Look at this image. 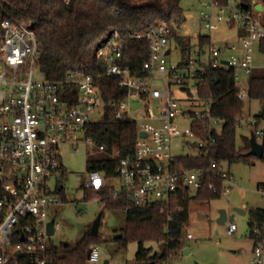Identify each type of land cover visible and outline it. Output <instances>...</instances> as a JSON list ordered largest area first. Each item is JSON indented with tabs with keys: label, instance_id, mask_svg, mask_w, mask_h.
<instances>
[{
	"label": "built area",
	"instance_id": "1",
	"mask_svg": "<svg viewBox=\"0 0 264 264\" xmlns=\"http://www.w3.org/2000/svg\"><path fill=\"white\" fill-rule=\"evenodd\" d=\"M257 2L261 1L256 0L247 9H231L215 0L208 3L201 29L212 33L224 25L237 26L241 44L222 47L209 36L211 42L207 47L198 41L197 47L191 48L178 63L171 61L172 40L182 47L173 35L177 21L159 22L145 32L114 30L96 48L95 58L102 72L117 77L125 89L123 97L109 102L114 119L135 121L138 128L132 153L122 155L119 149L113 151L117 175L108 178L100 169L89 170L86 187L99 194L97 201L123 197L137 206L157 203L163 211L169 209L171 218L170 210L183 209L182 205H173L182 189L195 193L204 186L203 170L184 168L173 155L172 139L197 137V124L221 132L223 120L212 113V100L198 94V85L208 80V72L233 70L237 83L241 72L248 77L255 70L264 72V66L255 64V49L264 55V3L261 2V10L256 8ZM1 25L4 37L0 43V264H12L26 256L33 263L47 264L53 246L51 238L61 226L51 218V212L66 203L58 191L59 186L64 190L59 180L68 173L63 164V145L82 141L95 144L86 136L87 127L105 117L107 104L97 76L83 70L69 71L61 79L43 74L35 78L36 71L41 72V49L35 31L10 18L3 19ZM142 39L148 42V57L133 68L126 62L133 43ZM154 80H162V87L155 86ZM173 86L180 87L184 95H195L188 98L189 105L174 95ZM238 95L249 99L248 87H240ZM136 99L143 110L134 116L132 101ZM95 114L101 118L92 119ZM180 121L188 122L190 127L182 130ZM260 121L255 117L252 125L253 134L262 143L264 125ZM198 145L208 148L202 140ZM97 147L106 151L104 145ZM208 170L223 180L222 194L230 193L236 181L224 162L212 160ZM52 178L57 180L55 191L49 184ZM208 186L217 191L213 181ZM259 189L264 196V184ZM236 229V223L231 221L228 233L233 235ZM184 233L189 239L194 237L186 224ZM252 238L254 247L248 264H264V222L256 224ZM88 259L99 261L98 246L90 247Z\"/></svg>",
	"mask_w": 264,
	"mask_h": 264
},
{
	"label": "trees",
	"instance_id": "2",
	"mask_svg": "<svg viewBox=\"0 0 264 264\" xmlns=\"http://www.w3.org/2000/svg\"><path fill=\"white\" fill-rule=\"evenodd\" d=\"M218 5L227 6L228 0H215ZM254 0H240L251 7ZM264 3V0H259ZM238 7L241 5L239 3ZM181 0H0V43L4 37L1 22L5 18L32 28L39 41L41 53L38 59L41 73L51 79H61L69 71L80 69L97 76L106 102V114L101 120L87 127L86 136L96 145H104L106 151L99 157H91L89 170L100 169L108 178L117 175V159L113 151L119 149L122 155L132 153L138 139L135 121L116 120L109 102L123 97L125 89L119 85V79L102 72L101 64L95 58L96 48L104 42L114 30L122 32H145L162 21H181L184 16ZM179 23V22H178ZM180 25L174 27L173 35L186 55L191 49L190 39L179 33ZM209 36H201L199 43L207 47ZM264 50V43L262 45ZM127 65L136 68L147 59L149 46L145 39L133 43ZM99 72V74L97 73ZM204 77L205 75H200ZM207 81L199 83L198 94L201 98L212 100V113L223 120L221 132L209 125L194 126L197 139L208 144L197 155L177 157L179 163L188 169H201L205 175V184L195 193L182 189L174 205L183 209L162 210V206H137L125 198L106 197L102 201L107 208L125 210L126 226L120 238L121 246L127 247L130 241L139 243L134 264H157L182 245L185 235L184 225L190 218L189 202L193 198L209 201L221 197L223 180L210 172L211 161L217 163L252 161L257 157L248 154L251 148L250 137H243L241 148L236 147L237 128L243 118L245 100L238 95L240 86L233 70H216L206 74ZM249 99H257L264 105V72L255 70L248 77ZM260 114L256 117L264 118ZM253 133V132H252ZM252 135V134H251ZM214 138V141L212 139ZM264 161V154L261 157ZM213 181L217 191L209 189ZM261 184H259L260 186ZM63 190L59 191L62 193ZM93 197L99 194L88 191ZM251 237L256 224L264 222V208L249 210ZM96 234L87 236L74 247L59 249L52 246L47 264H87L90 243L97 240ZM159 244V252L153 247H145V242ZM162 254V257L160 255ZM12 264H36L29 257H19Z\"/></svg>",
	"mask_w": 264,
	"mask_h": 264
},
{
	"label": "rangeland",
	"instance_id": "3",
	"mask_svg": "<svg viewBox=\"0 0 264 264\" xmlns=\"http://www.w3.org/2000/svg\"><path fill=\"white\" fill-rule=\"evenodd\" d=\"M213 0H181L184 16L181 21L179 33L190 39L191 48L197 47L201 36H210L213 42L219 46L240 45L239 27L222 26L215 32L201 29L202 18L207 5ZM240 0H228V8L238 9ZM171 61L178 63L184 60L183 48L178 47L176 42L171 43ZM255 64L264 66V55L255 49ZM2 63L0 62V66ZM42 73L36 71L35 78H41ZM153 84L162 87V80H154ZM238 85L247 89L248 75L241 72V80ZM180 87L173 86L176 97L183 99L184 104L189 105L193 94L184 95ZM133 115L143 110V105L138 99L132 101ZM264 111V105L257 99H246L243 118L236 133V147L241 148L243 137H251L255 127L252 120ZM99 120L101 115L91 117ZM181 123L182 130L190 127L188 122ZM260 125H264V118ZM196 137L177 136L172 139V153L175 157L197 155L202 149ZM264 144V142H262ZM75 147L79 150L75 151ZM63 164L68 172L59 180L64 190L59 193L65 200L63 206L53 209L51 218L60 223V231L51 238V244L62 249L64 242L68 247H74L81 242L87 234H92L91 229L94 220L102 212L97 240L90 243L89 247H99L100 259L93 262L88 259L87 264H134L139 243L130 241L127 247L121 246L116 237L123 233L126 226L127 214L125 210L110 209L101 201H97L93 194H89L86 180L89 174V160L91 157H99L101 152L96 144L82 141L76 145L67 143L63 145ZM224 166L231 172L236 181L230 193H223L221 197L209 201L202 198H193L189 202L190 218L186 225L192 232L193 238L189 239L186 234L183 237L179 249L171 252L166 259L157 264H248L253 253L254 240L251 237L252 229L249 227V210L255 207L264 208V196L261 194L259 184H264V161L256 158L252 161H238L234 163L224 162ZM51 190L55 191L57 180L52 178L49 182ZM194 192V190H192ZM176 200L173 201V205ZM236 208H244L246 214H242ZM225 209L227 220L224 224L218 222L220 210ZM231 221L237 225V229L230 235L228 227ZM80 225L84 227L79 230ZM145 247H153L154 253L159 252V244L154 241L145 242ZM186 249L188 251H186Z\"/></svg>",
	"mask_w": 264,
	"mask_h": 264
},
{
	"label": "water",
	"instance_id": "4",
	"mask_svg": "<svg viewBox=\"0 0 264 264\" xmlns=\"http://www.w3.org/2000/svg\"><path fill=\"white\" fill-rule=\"evenodd\" d=\"M253 2H256V0H254ZM240 5H241V8L243 9H247L249 7V5L245 2H240ZM256 8L258 9H263V5L261 2H257L256 3ZM168 53V52H167ZM261 116L263 115V113L260 114ZM145 133H141V136H144ZM250 144H251V148H250V151L248 152V154L250 155H254L258 158H261L264 154V144L263 143H260L258 142V140L256 139V136L252 133L251 137H250ZM62 190V186H59L58 187V191H61ZM153 204V203H151ZM236 210L242 214H246L247 213V210L244 209V208H236ZM101 218H102V212L99 213V215L97 216V218L94 220L93 222V225H92V229H91V232L92 234H97L98 231H99V227H100V223H101ZM227 220V212L225 209H221L220 210V215L218 217V222L221 223V224H224ZM52 225H53V222L50 223V233L52 234L53 233V229H52ZM79 230L80 231H83L84 230V227L82 225H80L79 227ZM122 236V234L120 235H117L116 238H120ZM63 245L65 247H67L69 245L68 242H64ZM186 251H188L186 249ZM160 257H162V254L160 255ZM104 264H109V261L108 260H105L104 261Z\"/></svg>",
	"mask_w": 264,
	"mask_h": 264
}]
</instances>
